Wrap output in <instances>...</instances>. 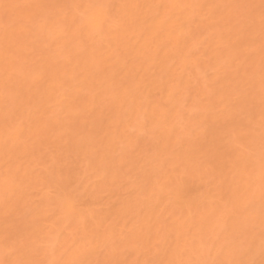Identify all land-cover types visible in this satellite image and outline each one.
<instances>
[{
	"label": "bare ground",
	"instance_id": "bare-ground-1",
	"mask_svg": "<svg viewBox=\"0 0 264 264\" xmlns=\"http://www.w3.org/2000/svg\"><path fill=\"white\" fill-rule=\"evenodd\" d=\"M0 264H264V0H0Z\"/></svg>",
	"mask_w": 264,
	"mask_h": 264
}]
</instances>
